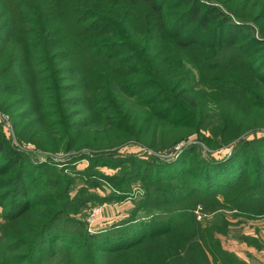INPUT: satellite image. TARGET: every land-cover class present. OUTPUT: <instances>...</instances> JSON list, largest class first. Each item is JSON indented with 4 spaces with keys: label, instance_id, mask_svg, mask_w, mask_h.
<instances>
[{
    "label": "trees",
    "instance_id": "1",
    "mask_svg": "<svg viewBox=\"0 0 264 264\" xmlns=\"http://www.w3.org/2000/svg\"><path fill=\"white\" fill-rule=\"evenodd\" d=\"M2 1L3 27L8 28V37L21 51L7 55L0 75L7 81L3 90L24 95L23 104H28L29 110L34 104L28 90L40 74L38 80L48 84L51 102L47 106H52L57 116L58 127L53 132L57 146L67 135L65 148H73L76 141L70 134L80 126L70 120L64 92L81 88V102L96 111L104 125L120 130L125 140H145L147 124H151L152 140L146 144L152 147L168 149L192 135L218 147L235 141L228 158L208 163L198 159L205 169L194 184L187 182L185 193L232 189L247 173L251 151L257 148L264 153V136L248 137L250 132L264 133V38L253 35L238 45L234 35L241 25L237 19L256 22L264 35V0H241L238 5L227 0ZM120 45L130 48L129 55L115 60L111 51ZM15 65L18 77L13 72ZM69 76L73 80L70 89L65 85ZM144 89L149 90L143 94ZM119 95L136 98L132 106L144 116L140 123L131 108H124ZM158 128L169 133L159 145L155 142ZM0 153L2 167L14 170L13 180H0L10 186L5 197L10 198L9 217H19L30 208L28 192H37L35 178L25 171L24 156L7 139H0ZM92 160L116 162L102 153ZM153 168L154 173L143 176L153 180L155 187L185 176L183 168L170 164L153 163ZM46 182H51L48 177ZM257 182H251L244 194L234 198L253 202L257 195L251 190ZM150 184L148 187L153 186ZM56 218L49 217L34 229L29 239L32 249L26 255L29 264H36L41 257L37 253L41 250L40 237L52 228ZM177 218L161 215L135 219L130 229L119 235L126 238V245L114 249L118 251L110 263L253 264L224 249L194 213L189 223L178 227ZM46 254L56 253L47 250ZM22 259L0 254V264H18Z\"/></svg>",
    "mask_w": 264,
    "mask_h": 264
},
{
    "label": "rangeland",
    "instance_id": "2",
    "mask_svg": "<svg viewBox=\"0 0 264 264\" xmlns=\"http://www.w3.org/2000/svg\"><path fill=\"white\" fill-rule=\"evenodd\" d=\"M227 1L238 5L241 0ZM2 4L0 0V10ZM242 21L237 19L241 25L234 34L236 44L245 43L253 35L264 38L256 22ZM106 25L102 24V27ZM3 26L0 18V75L7 63V55L21 52L20 47L14 46L8 37V28ZM122 45L111 51L115 60L129 55L130 48ZM13 72L20 75L16 65ZM36 75L35 86L28 90L34 104L29 110L28 104H23L24 95L3 90L7 81L0 76V139H7L22 153L25 171L35 178L37 190L36 193L29 191L27 194L32 199L27 212L15 217L18 220L9 217L10 198L5 197L10 186L1 181L13 180L14 170L2 167L3 156L0 153V254L22 256L23 262L18 264H29L26 255L32 249L29 239L34 229L49 217H57L52 228L40 237L41 250L37 253H41V257L37 258L36 264H111V256L118 251L114 249L126 245V238L119 235L128 231L135 219L169 215L178 217L179 221L175 224L178 227L189 223V217L194 213L203 229L209 233L213 231L224 249H234L231 251L253 264H264V172L262 178L257 180L264 170V153L261 150L254 148L251 151L248 171L232 189L211 194L190 190L185 193L187 182L194 184L195 178L198 180L205 169L200 163L228 158L235 141L218 147L192 135L168 149L152 147L146 144V141L152 140L151 124H147L145 140H125L120 130L104 125L98 120L96 111L86 102H81L79 96L83 90L77 88L64 92L72 115L70 120L80 126L75 132L78 134H70V137H76V141L73 148H65L63 145L67 143V135L62 145L57 146L58 138L53 134L58 127L57 116L54 108L47 106L51 102L48 84L38 80L39 73ZM69 81H65L68 89L72 88L71 76ZM22 83L26 84V81L23 79ZM149 89L141 92L144 94ZM119 97L124 108H131L140 123L144 116L132 106L135 104L132 100L136 98ZM162 131L160 128L156 130L157 145L169 135L168 131ZM253 133L250 132L248 137L264 136V133ZM99 153L116 162L92 160ZM153 163L183 168L185 176L180 180L162 181L164 186L156 188L153 180L143 176L155 172ZM47 177L51 181L48 184L45 183ZM255 181L258 182L251 193L257 196L253 202L245 203L243 201L246 200L241 201V197L234 198L244 194V190ZM148 183L153 186L148 187ZM182 192L185 194L177 196ZM94 209L99 210L92 221ZM213 225H217V228H212ZM47 250L56 254L49 256Z\"/></svg>",
    "mask_w": 264,
    "mask_h": 264
},
{
    "label": "built area",
    "instance_id": "3",
    "mask_svg": "<svg viewBox=\"0 0 264 264\" xmlns=\"http://www.w3.org/2000/svg\"><path fill=\"white\" fill-rule=\"evenodd\" d=\"M98 210H99V209H94V211L91 213V220H92V221L96 218V212H97Z\"/></svg>",
    "mask_w": 264,
    "mask_h": 264
},
{
    "label": "crops",
    "instance_id": "4",
    "mask_svg": "<svg viewBox=\"0 0 264 264\" xmlns=\"http://www.w3.org/2000/svg\"><path fill=\"white\" fill-rule=\"evenodd\" d=\"M230 250H234V249H230Z\"/></svg>",
    "mask_w": 264,
    "mask_h": 264
}]
</instances>
